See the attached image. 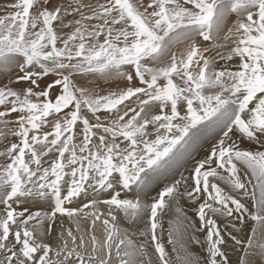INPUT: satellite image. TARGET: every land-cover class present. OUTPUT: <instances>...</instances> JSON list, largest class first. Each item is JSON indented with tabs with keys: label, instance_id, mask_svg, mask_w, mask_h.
<instances>
[{
	"label": "snow or ice",
	"instance_id": "1",
	"mask_svg": "<svg viewBox=\"0 0 264 264\" xmlns=\"http://www.w3.org/2000/svg\"><path fill=\"white\" fill-rule=\"evenodd\" d=\"M0 264H264V0L0 3Z\"/></svg>",
	"mask_w": 264,
	"mask_h": 264
},
{
	"label": "rangeland",
	"instance_id": "2",
	"mask_svg": "<svg viewBox=\"0 0 264 264\" xmlns=\"http://www.w3.org/2000/svg\"><path fill=\"white\" fill-rule=\"evenodd\" d=\"M3 1V2H2ZM6 2V0H0V3H5Z\"/></svg>",
	"mask_w": 264,
	"mask_h": 264
},
{
	"label": "bare ground",
	"instance_id": "3",
	"mask_svg": "<svg viewBox=\"0 0 264 264\" xmlns=\"http://www.w3.org/2000/svg\"><path fill=\"white\" fill-rule=\"evenodd\" d=\"M3 2V1H2Z\"/></svg>",
	"mask_w": 264,
	"mask_h": 264
}]
</instances>
